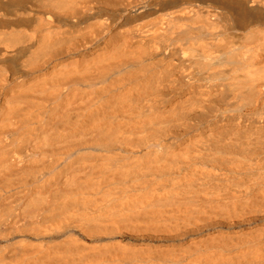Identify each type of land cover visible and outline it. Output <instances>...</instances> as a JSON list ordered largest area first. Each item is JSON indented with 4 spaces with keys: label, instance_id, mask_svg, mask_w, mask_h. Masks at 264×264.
<instances>
[{
    "label": "bare ground",
    "instance_id": "obj_1",
    "mask_svg": "<svg viewBox=\"0 0 264 264\" xmlns=\"http://www.w3.org/2000/svg\"><path fill=\"white\" fill-rule=\"evenodd\" d=\"M0 264H264V0H0Z\"/></svg>",
    "mask_w": 264,
    "mask_h": 264
}]
</instances>
